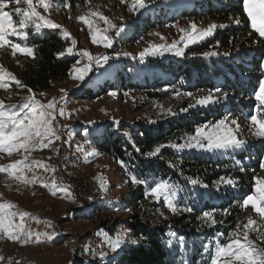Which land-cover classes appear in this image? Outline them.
Returning a JSON list of instances; mask_svg holds the SVG:
<instances>
[{
	"label": "trees",
	"instance_id": "1",
	"mask_svg": "<svg viewBox=\"0 0 264 264\" xmlns=\"http://www.w3.org/2000/svg\"><path fill=\"white\" fill-rule=\"evenodd\" d=\"M153 0H144L152 2ZM129 6L131 0H120ZM69 16L79 17L87 0H58ZM69 4L70 7H65ZM244 0H193L176 7L155 4L136 19L123 22L121 44H135L145 37L156 38L152 31L177 21H199L204 18L230 20L217 28L209 38L184 49L183 56L164 54L144 57H123L105 68L96 69L74 98L93 100L108 92L121 96L140 92L147 100L170 96L178 110L187 106L183 93L219 89L224 96L213 107L188 108L172 117H143L135 123H104L88 135V145L120 166L125 176V198L119 208L128 211L126 219L116 218L108 231L116 232L122 225V246L113 264H212L216 245L224 243L240 224L244 212L243 199L253 192V178L263 158L262 142L243 145L239 150L212 156L197 148L171 147L184 145L196 135L199 125L215 122L225 114L249 116L255 107V94L263 78L264 38L250 31L244 11ZM9 8L14 21L19 17ZM133 13V11H130ZM235 20V23L232 21ZM25 44L33 56H23L14 69L21 91L39 92L67 77L77 58L67 52L69 39L58 29H25ZM230 50L228 57H203L197 52L215 47ZM16 87L15 83H11ZM182 92V93H180ZM171 98V97H170ZM164 102V103H163ZM146 103L140 104L143 109ZM165 145L156 156H148L156 147ZM135 176L140 183H133ZM231 179L234 184L221 182ZM221 179V181H218ZM195 180L197 183H192ZM165 181L176 192L175 213L151 214L165 206L164 197L150 199L148 193L157 183ZM214 182H217L215 185ZM93 205L88 210L95 208ZM185 209H191L186 211ZM213 211L215 223L203 219ZM91 212L80 215L88 216ZM135 241V243H133Z\"/></svg>",
	"mask_w": 264,
	"mask_h": 264
},
{
	"label": "rangeland",
	"instance_id": "2",
	"mask_svg": "<svg viewBox=\"0 0 264 264\" xmlns=\"http://www.w3.org/2000/svg\"><path fill=\"white\" fill-rule=\"evenodd\" d=\"M49 2L51 7L47 11L43 7H37V11L47 19L60 25L57 28L58 30L63 33L65 31L69 33L67 36L69 39L67 49L72 48L73 51L71 53L67 52L75 56L77 61L72 66L71 72L67 77L56 81L52 88L39 92L32 90L31 92L29 90L21 91L22 88L17 85L14 88L11 83L15 82L10 77H6L3 83L7 86L0 87V102L5 106V110H11L28 102L29 97H34L36 101L42 104H47L55 99L57 102V112L55 113L56 119L53 121V126L56 129L57 135L60 136V139H54L53 143L46 148H36L31 152H24L23 149H20L5 154L2 153L4 150H0V167L4 169L0 171V203H11L15 205V207L9 209L11 212L29 214L24 217L25 229L26 221L34 218L33 211L40 208V204L36 203L35 197L39 196L38 198L43 200L47 205H51L53 207V215L43 213L41 216L37 215V218L47 223V231L42 232V234L47 236L48 240H52V244L46 246L44 249H37L32 246L29 247L21 238L19 240H13L6 235V240L0 239V264H8L6 255L11 249H18L20 253L17 264H113L116 261L118 250H120L123 244L122 234L127 233V229L120 225L117 227L116 232H111L108 231L107 225L116 218L126 219L127 217L128 211H121L119 208V204L124 200L126 193V187H122L125 176L120 173L121 168L119 165L113 163L108 157L99 154L93 147L88 145V135L104 123L117 125L120 122H129L133 124L143 117H151L152 115L154 117H160L162 115L165 118H169L173 116L172 113L184 114L186 111H182V109L213 107L214 104L221 103L220 99L224 95L221 92H217V90H205L203 93L199 91L192 94L191 97L186 95L187 93H183L185 96L184 99L187 101V106L178 109L180 111L177 112V110L173 109V106L171 108L164 106V104H171V99L178 97L179 94L177 93L165 100L166 102H163L164 104H162V100L150 102L140 92H129L123 97L113 91L93 100L74 98L72 94L80 90L81 86L96 69L105 68L115 61H120L123 57L137 56L140 58L141 52L145 50H148V54L146 55L164 54L166 51H170L174 55L173 53L176 50L172 47L174 43L176 48L184 51L186 47L184 46L185 41L182 37L186 33L191 32V24L193 23L197 26L198 31L206 30L215 25L212 30V33H214L217 28L224 27L230 24L231 21H221L217 18H204L199 21H177L153 30L151 35L157 34L155 39L148 36L135 44L124 45L119 40L121 32H117L115 28L104 32V29L108 28V25L98 17L92 16L91 13H102L103 16L107 17L118 28L124 29L122 26L124 21L127 19H136L139 14H142L144 11L146 12V10L155 4L176 7L179 4L189 5L193 0H153L149 3L143 0L144 7L138 11H133V13L130 12L129 6H123L120 0H87V7L82 15L93 20L94 31L99 30L100 35H106L112 40L111 47L106 48L102 41L98 40L97 42H93L89 27L86 23L79 20L78 17L69 16L64 9L57 7L59 5L58 0H49ZM11 6H14L12 8L13 11L16 7H21L22 9L27 7L23 2L17 5L13 0L5 10L10 12L9 8ZM245 13L248 16L246 11ZM248 19L250 31H255L252 28V22L249 16ZM235 22V20L232 21V23ZM32 27L35 28V26ZM181 29L185 31L182 32ZM22 31L25 32V30ZM25 36L10 35L7 39L11 43H20L22 46H26ZM210 36H207L201 41L206 40ZM259 36L261 35L259 34ZM261 37L264 38V36ZM153 45L162 47L153 52L151 51ZM215 45L217 48L212 47L205 51L197 52V54L205 57V53L215 52L217 55L206 57L218 58L228 57L229 53H231L230 50L228 51V49L219 47V43ZM83 51L90 53L94 59L89 61L88 57L82 55ZM23 56L27 55L19 52H15L14 54L9 45L0 47V67L5 72L11 73L14 76V69ZM104 56L108 57L107 63L103 60ZM97 59L100 61L99 66L96 63ZM88 64H90L91 70L85 74L84 79H75L74 77L77 75L76 69L83 68ZM262 69L264 74V60ZM261 81H264V75ZM258 92L259 87L256 94ZM210 93L213 99L218 102L189 107L190 104H195L197 99L203 98ZM256 94L254 98L256 105L249 116L225 114L215 122L197 126V128L211 126L221 120H225L235 136L243 142L242 146L213 149L211 151L204 148H198L196 150L203 151L212 156H219L239 150L243 145L249 143L262 142L264 145V137L253 135L254 129L251 123V116L253 115H257L258 119L264 118V103L257 100ZM142 103H146V106L140 109L139 106ZM60 108L64 109L63 116L59 115L58 110ZM258 108L261 109L259 114L257 113ZM151 118L154 119L153 117ZM233 120L237 121V124H232ZM208 130V128H205V131ZM203 143L206 144L207 142L203 141ZM25 157H27L26 160L31 161L32 167L37 170L33 174L26 176L20 170L8 168V165L14 164L16 161H24ZM80 157H82L84 163L81 167L79 166ZM34 162H40V164L46 165L48 170H45V167H41L40 164ZM43 169L44 172L37 173L38 170L43 171ZM9 172H14L15 175H23L28 180H32L35 177L36 181L34 183H24L15 179L14 175H9ZM89 172L91 174H88ZM50 179L55 181L58 189L60 186L67 189V192H59L60 197L58 200L48 198L46 189L40 184L42 181H49ZM257 180L264 181V152L259 171L253 178V192L248 195L256 196L258 198L257 203H260L257 188H264V185H258ZM218 181H221V179ZM217 182H214L215 185H217ZM84 183L87 184V191L82 192L81 187ZM31 185H36L39 188L42 187L40 188L42 191L39 190L38 196L27 195ZM148 197L157 201L159 200L150 195ZM93 205L98 206L88 210ZM89 211L91 213L88 216L80 215ZM165 212L172 214L177 211L173 212L165 205L163 208L151 214L152 222L156 221L154 217H158ZM16 217L17 220L14 223L19 224L21 222L20 217L19 215ZM249 218L255 221V224L249 231L248 238L257 248L264 249V218H261L252 209L251 204L244 209L241 216L239 224L240 232L238 233L239 238L243 242V226L248 223ZM234 234H237V228L230 234L232 239L236 238ZM49 237L51 238L49 239ZM229 237L224 243L230 242ZM117 242H119V247L114 249L113 244ZM227 258V256L221 257V264H226ZM236 263L239 264V262Z\"/></svg>",
	"mask_w": 264,
	"mask_h": 264
},
{
	"label": "snow or ice",
	"instance_id": "3",
	"mask_svg": "<svg viewBox=\"0 0 264 264\" xmlns=\"http://www.w3.org/2000/svg\"><path fill=\"white\" fill-rule=\"evenodd\" d=\"M13 0H0V47L9 45L13 53L19 52L27 56H33V51L31 48L22 46L20 43H11L7 38L8 36H24L26 33L22 30L29 28V26H35L37 30L40 28H49L57 29L60 25L54 23L52 20L47 19L45 16L41 15L37 11V7H43L45 11L51 7L49 0H14V2L19 5L23 2L27 7L22 9L21 7H16L14 9L15 13L19 17L18 22L13 20L12 15L9 11L5 9L8 7L9 3H12ZM60 5H57L59 7ZM65 7H70L69 4H64ZM144 7L143 0H131L129 5L130 11H138ZM244 8L248 13L249 18L252 22V28L255 29L261 36H264V0H244ZM92 16L98 17L100 20H103L108 28L104 29V32H107L109 29L115 28L117 32H122V28H118L117 25L113 24L107 17L103 16L102 13L92 12ZM79 20L86 23L89 27V32L91 33L93 42L102 41L104 47H111L112 40L106 35H100L99 30L94 29V22L91 19H88L86 16H79ZM215 25L209 27L206 30H197L195 23L191 24V32L186 33L182 39L185 41V47H188L190 44L197 43L207 36L212 34V30ZM184 32V29H181ZM64 35L67 37L69 33L64 32ZM162 46L153 45L151 51L155 52L159 50ZM175 48V55L183 56L184 52L182 49L176 48L175 43L172 45ZM67 51L71 53L72 48H68ZM148 54V50L141 52V57ZM82 55L88 57L89 61L93 60L94 57L91 56L87 51H83ZM125 55H127L125 53ZM205 56H215L217 53H205ZM103 60L105 63L108 61V57L104 56ZM97 65L99 66L100 61L96 60ZM91 70L90 64L85 65L83 68L76 69L77 75L74 77L78 80H83L85 74ZM6 77H10L15 84L20 87V81L15 78L11 73L5 72V70L0 67V87H6L4 80ZM220 90L217 89V92ZM31 92V89H29ZM186 95L192 96V93H187ZM257 100H260L264 103V81H261L259 86V92L256 94ZM211 93L203 98L197 99L195 104H190L189 107H195L196 105H207L210 103H215ZM188 109H182V111H187ZM59 115H64V109L60 108ZM261 109H257L259 114ZM57 112V102L55 99L50 101L47 104H42L39 101H36L34 97H29L28 102L23 103L19 110H5V106L0 102V150L8 151L9 153L23 149L24 152H31L36 148H46L53 143V140L60 139V136L57 135L56 129L53 126V121L56 119L55 113ZM175 115V113H172ZM251 123L253 125V135L264 137V118L258 119L257 115L251 116ZM232 124H237V121L233 120ZM238 126V125H237ZM205 128H208V131H205ZM206 141L207 143H203ZM242 141H240L232 129L228 127L225 120L219 121L215 125L211 126H202L196 129V135L190 138V142L184 145H169L171 147H178L180 149L184 147L189 148H204L208 151L213 149H222L228 147H240L242 146ZM165 145H160L155 148L154 151L149 152L148 156H156L160 153L161 149ZM27 157H25V160ZM40 164V162H34ZM23 161H16L14 164L8 165L9 169L20 170L22 171L21 165ZM41 167H45V170H48L46 165L40 164ZM4 169L0 167V171ZM9 175H14L15 179L20 180L24 183H34L36 178L33 177L32 180H28L27 177L23 175H15L14 172H9ZM133 183H140L137 177L133 176ZM224 183L234 184L235 181L228 179L223 180ZM192 183H197L193 180ZM258 185H264V181L257 180ZM47 186V185H45ZM53 187H56L55 181H53ZM60 191L67 192V189H64L62 186L59 187ZM257 193H259L260 203H257L256 196H247L243 199L241 207L246 208L251 204L252 209L259 214L261 218H264V188L258 187ZM148 195L159 199L161 196L164 197V202L166 207L169 210L175 212L177 211V206L174 202L176 192L170 188L167 182L161 181L157 183L154 187L151 188ZM15 207L11 203H0V231H2L8 238L13 240H19L22 236L24 237L23 242L26 244L32 239V233L26 232L24 228V217L29 215L28 213H16L11 212L9 209ZM186 211H191V209H185ZM19 215L20 223L15 224L13 217ZM203 219L215 223L213 211H207L203 213ZM255 224L251 218H249L248 223L244 225L243 231V242L239 238L238 233L240 232V226L237 225V234L235 239L229 237V243H218L216 245L215 257L212 259V264H221V257H230L231 260L227 261L226 264H232L233 261L239 262V264H264V249L257 248L254 243L248 238L249 231L252 229V226ZM51 237H49L50 239ZM41 239V234H36V242L39 243ZM135 243V241H133ZM119 247V242L113 244V248ZM103 255V254H101Z\"/></svg>",
	"mask_w": 264,
	"mask_h": 264
},
{
	"label": "built area",
	"instance_id": "4",
	"mask_svg": "<svg viewBox=\"0 0 264 264\" xmlns=\"http://www.w3.org/2000/svg\"><path fill=\"white\" fill-rule=\"evenodd\" d=\"M83 165H84L83 159H82V157H80L79 158V166L81 167ZM21 168H22L23 174L26 176L29 174H33V172L37 171V170H35V168L32 167L30 160H24L23 164L21 165ZM42 172H44V169H43V171L38 170L37 173H42ZM88 174H91V173L89 172ZM40 188H42V187H40ZM40 188L37 187L36 185H31L27 195L28 196H38L39 190L42 191ZM81 191L82 192L87 191V184L86 183H84L82 185ZM38 197H35V201L37 204H40L39 205L40 208L33 211V217L34 218H31V219L26 221L25 231L31 232L33 234L32 239L26 244L29 247L32 246V247L37 248V249H44L46 246H49L52 244V240H48L47 236L42 234V232L47 231V223L41 219H38L37 215L41 216L43 213H49V214L53 215V207L51 205H47L43 200H41ZM13 220L16 221L17 217L16 216L13 217ZM36 234H41V239H40L39 243L36 242ZM0 239L1 240L7 239V236L2 231H0ZM21 240L22 241L24 240L23 236L21 237ZM19 257H20V253H19L18 249H11L6 255V260H7L8 264H17ZM230 260H231V258L228 257L226 259V262L230 261ZM232 264H237V263L235 261H233Z\"/></svg>",
	"mask_w": 264,
	"mask_h": 264
},
{
	"label": "crops",
	"instance_id": "5",
	"mask_svg": "<svg viewBox=\"0 0 264 264\" xmlns=\"http://www.w3.org/2000/svg\"><path fill=\"white\" fill-rule=\"evenodd\" d=\"M19 108H20V106L17 108L11 109V110L18 111ZM2 153L6 154L9 152L8 151H4V152L2 151ZM40 184H41V186H43L46 189V193L48 195V198H50L52 200H55V199L58 200V198L60 197V195H59L60 190L57 187H53V179L52 180L50 179L49 181H42ZM45 185H47V186H45Z\"/></svg>",
	"mask_w": 264,
	"mask_h": 264
}]
</instances>
